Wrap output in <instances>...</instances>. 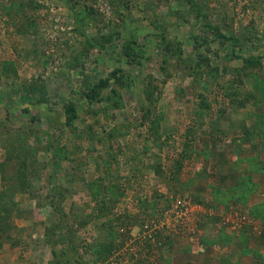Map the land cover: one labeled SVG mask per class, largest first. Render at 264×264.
Returning <instances> with one entry per match:
<instances>
[{"label": "rangeland", "instance_id": "obj_1", "mask_svg": "<svg viewBox=\"0 0 264 264\" xmlns=\"http://www.w3.org/2000/svg\"><path fill=\"white\" fill-rule=\"evenodd\" d=\"M0 264H264V0H0Z\"/></svg>", "mask_w": 264, "mask_h": 264}, {"label": "built area", "instance_id": "obj_2", "mask_svg": "<svg viewBox=\"0 0 264 264\" xmlns=\"http://www.w3.org/2000/svg\"><path fill=\"white\" fill-rule=\"evenodd\" d=\"M202 209L201 206L196 205V204H191L190 202H186L182 199H178L175 202L174 208H173V212L174 214H176V216L180 219L185 218L186 216L189 215L190 213L196 212V211H200ZM168 215V214H167ZM235 217H238V215H236ZM232 219V218H231ZM229 222L231 221L230 219L228 220ZM247 218L245 216H243V218L239 217V222H246Z\"/></svg>", "mask_w": 264, "mask_h": 264}, {"label": "crops", "instance_id": "obj_3", "mask_svg": "<svg viewBox=\"0 0 264 264\" xmlns=\"http://www.w3.org/2000/svg\"><path fill=\"white\" fill-rule=\"evenodd\" d=\"M254 224H256L255 221H254ZM218 232H219V234L217 233V235L215 236L216 240H218V237H219V236L222 237V233H220L221 231H218ZM226 232H228V231H226ZM226 234L231 235L230 233H226ZM226 234L224 233V236H225L224 239L228 242L229 245H228L225 241L223 242V244H224L228 249L231 250V247H232V245H233L234 243H231V241H230V239H229V236L226 235ZM216 240H215V241H216ZM241 246H242V245H241ZM206 250H207V249H204L203 251H200V252L205 254V253H206ZM245 252H246V250H243V251H242L243 255L238 257L239 259L237 260V262L241 261V259L243 258V256H245V255L247 254V253L244 254ZM230 253H231V252H230ZM225 258H226V257H225ZM225 258H224V259H225ZM223 263H226V261L223 260Z\"/></svg>", "mask_w": 264, "mask_h": 264}, {"label": "trees", "instance_id": "obj_4", "mask_svg": "<svg viewBox=\"0 0 264 264\" xmlns=\"http://www.w3.org/2000/svg\"><path fill=\"white\" fill-rule=\"evenodd\" d=\"M101 84H102V85H105V84H106V80H105V81H102ZM69 112H71V109L68 110V113H69ZM72 117H75L74 113H72L71 118H72ZM73 120H74V119H72L71 121H73Z\"/></svg>", "mask_w": 264, "mask_h": 264}]
</instances>
